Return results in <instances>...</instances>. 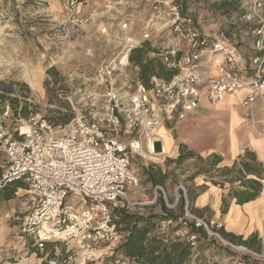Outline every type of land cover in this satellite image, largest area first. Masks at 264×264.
<instances>
[{"label":"built area","instance_id":"built-area-1","mask_svg":"<svg viewBox=\"0 0 264 264\" xmlns=\"http://www.w3.org/2000/svg\"><path fill=\"white\" fill-rule=\"evenodd\" d=\"M145 1L152 2L164 20L157 32L171 35L165 49L153 52L174 70L169 79L154 75L148 86L144 84L131 61L141 41L128 38L99 65L93 98L63 134L39 115L13 131L0 126V151L5 155L0 188L26 180L31 193L32 205L18 238L37 250L48 243H73L78 252L68 264H136L112 256L110 250L124 239L113 211L134 205L128 193L139 186L133 158L163 162L168 155L160 129L184 121L202 99L215 106L227 95L244 93L239 104L254 132L264 137V120L258 128L253 115L254 104L264 100V0ZM227 2L234 4L231 10L221 4ZM203 3L219 4L217 17L206 23ZM127 28L128 23L121 26L123 31ZM150 36L146 26L142 40ZM156 190L170 210L184 200L178 217L162 221L163 231L177 224L174 235L195 245L194 225L233 248L264 258L262 252L225 240L220 234L223 222L193 212L182 183L176 187L174 203L162 186Z\"/></svg>","mask_w":264,"mask_h":264},{"label":"rangeland","instance_id":"rangeland-1","mask_svg":"<svg viewBox=\"0 0 264 264\" xmlns=\"http://www.w3.org/2000/svg\"><path fill=\"white\" fill-rule=\"evenodd\" d=\"M221 4L227 10L234 7L228 2ZM218 7L219 4H200L204 23L212 16L217 17L215 9ZM163 22L153 3L145 0H0V81L4 82L3 88H12L6 98L0 100V126L13 131L31 117L39 115L55 126L57 134H63L74 116L93 98L97 69L118 46L121 47L128 38L148 42L151 48L165 49L169 45L171 35L157 32ZM124 23H128L125 31L121 29ZM146 26L151 31V38L142 40ZM148 56L153 58V52H149ZM25 70L34 79V86L23 77ZM243 95H227L224 101L215 106L205 102V99L201 100L202 112L195 115L198 131L201 132L200 143L223 150L232 144L235 147L230 133L234 124L239 122L240 116L237 114ZM15 98L17 101L13 100ZM70 110L74 113L73 117L64 124L62 121ZM191 118L184 125L195 119ZM251 122V119L241 121L242 125L251 126L253 130ZM195 133H183L180 127L174 130V138L167 136L166 139L163 136L168 146L165 153L174 149L172 140L176 144L185 143L192 149L190 142ZM160 137L162 139L161 134ZM175 158L166 156L163 162H153L139 156L133 158L132 168L139 179V186L129 191L128 196L134 205L125 207L126 210L142 215L167 214L159 201L161 196L164 199L163 193L152 184L146 172L148 168L169 174L160 185L170 203L177 200L176 187L179 183L186 187L189 199L188 191L194 179L191 176L196 161L190 159L176 167L174 162H168ZM4 165L5 155L0 151V171ZM171 172H174L173 175ZM231 176L234 178L233 174ZM213 180L220 183L226 177L216 176ZM23 181L26 187L17 188L7 199L0 188V264H19L30 255L36 257L40 264H68L78 252L73 243H48L43 250H37L18 238L20 225L32 205L29 184ZM179 206L178 203L171 214L178 215ZM161 227L162 221L157 224L159 233L175 234V228L179 225L173 224L166 231ZM208 237L216 243L209 244V239L206 241L202 238L195 244V252L202 255L205 264H246V257L264 264V258H256L218 238ZM101 251L103 253L106 249ZM254 251L264 253V248Z\"/></svg>","mask_w":264,"mask_h":264},{"label":"trees","instance_id":"trees-1","mask_svg":"<svg viewBox=\"0 0 264 264\" xmlns=\"http://www.w3.org/2000/svg\"><path fill=\"white\" fill-rule=\"evenodd\" d=\"M149 52H158V49L151 48L148 42H143L141 45L133 49L131 53V61L139 68V78L147 86L150 83V78L154 75L169 79L174 73V70L168 69L157 56L149 58ZM3 84L4 82L0 81V100L6 98L7 92L12 91V88L10 87L3 88ZM13 91H15V89ZM13 100L17 101V98ZM73 114V111L70 110L69 114H67V118L62 122L64 124L67 123L73 117ZM22 115H25V112H22ZM190 159L196 161L194 164L196 168L191 178L203 174L213 178L216 176L226 177L225 181L229 182L240 181L241 185H244L246 189L242 191H234L229 195L235 196L238 203H244L253 199L262 189V185L258 179H246L245 173L255 174L258 178H261V175H264V168L253 163V161H236L232 166L222 165V156L220 154L212 152L203 156L189 148L187 144L180 143L178 156L175 159L168 160V162H174L176 167H180L184 162ZM146 172L152 184L156 186H161L160 184H163L164 180L169 176V174L166 173L161 174V172H154L153 168H148ZM173 173L174 172H171L170 174L173 175ZM231 174H233L234 178ZM211 181L219 183L213 179ZM25 187L26 185L24 181L18 180L2 187L1 192L3 191L6 193L7 199L11 192L17 188ZM188 193L189 206L190 209L194 211L192 202L195 198L196 191L189 187ZM159 201L162 203L163 209L167 213L165 216L131 213L125 208L114 209V222L124 234V239L118 246L110 248L113 254L112 256H121L122 258L136 262L137 264H191L192 261L195 262V264H205V262H203L204 258L199 252H195V245H192L190 241L176 237L170 232L159 233L156 230L159 222L169 219V217H178V215L171 214L173 210H170L165 206L162 196L159 198ZM178 203L182 213L184 200L181 198ZM228 206L229 200L227 197H224L222 213L227 212ZM172 219L177 220L179 218ZM177 229L178 228H175V231ZM192 231L197 235L196 241L204 238L206 241L209 239V244L216 243L208 237L203 228H196L192 225ZM220 234L224 239L233 244L244 245L248 248L261 251V238L258 237L257 233L244 239L242 235L226 232L224 228H221ZM197 253L199 255H197ZM196 255L197 257L194 258ZM244 260L246 264H261L258 260L248 257Z\"/></svg>","mask_w":264,"mask_h":264},{"label":"crops","instance_id":"crops-1","mask_svg":"<svg viewBox=\"0 0 264 264\" xmlns=\"http://www.w3.org/2000/svg\"><path fill=\"white\" fill-rule=\"evenodd\" d=\"M207 102V100H205ZM208 103V102H207ZM209 104V103H208ZM213 106V105H212ZM202 112V102L200 101L197 108L190 111L186 119L177 124H165L160 129V134L167 139V136L174 138L173 132L181 127V131L191 132L196 131L194 139H191V147L201 155H208L212 152L219 153L222 156V165L231 166L236 161H253L264 168V137L257 135L254 130H251V126L242 125L241 121L244 119L246 122L250 121V118H246L245 111L239 108V115L234 110L237 116L240 118L234 125L232 133H230L231 141L235 143L230 145L225 150L219 148L208 147L205 144L200 143L199 139V125L198 121L195 122V115ZM233 112V111H232ZM254 119L257 122L256 127H260V122L264 120V100L259 99L253 106ZM193 117V118H191ZM188 118L194 119L184 125ZM242 118V119H241ZM253 128V122H251ZM247 128H249L247 130ZM185 136V134H184ZM172 137V138H171ZM230 141V140H229ZM230 141V142H231ZM174 149L169 153H166L169 157H177L178 144L173 141ZM166 143V142H165ZM167 144V143H166ZM245 150V153L242 152ZM252 158V160H251ZM246 179H258L262 185L261 191L253 199L238 203L235 196H229L234 191L245 190L246 187L241 185L240 181L229 182L222 180L219 183H214L207 175H198L193 179L190 184V189L196 191L195 198L192 202L193 212L206 215L214 220L223 222L224 230L226 232L234 233L236 235H242L244 239L250 237L252 234L257 233L261 238V248H264V175L258 178L255 174L245 173ZM223 179H225L223 177ZM227 197L229 200V206L226 213H222L223 199ZM181 210L179 208L180 215ZM177 216V215H176ZM246 247L244 245H240ZM19 264H40V261L33 255L27 256Z\"/></svg>","mask_w":264,"mask_h":264},{"label":"bare ground","instance_id":"bare-ground-1","mask_svg":"<svg viewBox=\"0 0 264 264\" xmlns=\"http://www.w3.org/2000/svg\"><path fill=\"white\" fill-rule=\"evenodd\" d=\"M23 77H25V78L27 79V81H28L29 83H31L32 86L35 85V81H34V79H32V77H31L29 71H26V70H25V72H24V76H23ZM163 148H164V153H165L166 150H167V148H168V146H167V144H166L164 141H163Z\"/></svg>","mask_w":264,"mask_h":264}]
</instances>
